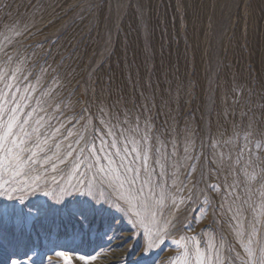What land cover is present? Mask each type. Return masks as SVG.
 Returning <instances> with one entry per match:
<instances>
[{
	"label": "rangeland",
	"instance_id": "1",
	"mask_svg": "<svg viewBox=\"0 0 264 264\" xmlns=\"http://www.w3.org/2000/svg\"><path fill=\"white\" fill-rule=\"evenodd\" d=\"M0 93L73 152L0 199V264L264 260V0H0ZM145 155L147 230L116 211Z\"/></svg>",
	"mask_w": 264,
	"mask_h": 264
},
{
	"label": "snow or ice",
	"instance_id": "2",
	"mask_svg": "<svg viewBox=\"0 0 264 264\" xmlns=\"http://www.w3.org/2000/svg\"><path fill=\"white\" fill-rule=\"evenodd\" d=\"M7 87V85H6ZM15 101H10L8 99L7 93H0V199H5L8 201H23L24 193L28 192L29 194H35L37 189L43 187L40 181L44 178L51 170L53 173H62V169H59V164H64L67 167L68 157L73 155L72 151H68L66 155H62L59 152H52L51 148L45 150L41 147L40 143L32 142L30 139L26 140L24 137H28L29 133L25 131V125L28 123L27 119L23 121L16 115L20 109L11 107V104ZM38 137L43 136V133H40L38 130ZM59 132V129L55 130ZM23 133V136H21ZM83 139V137H82ZM47 143V140H45ZM79 143V141H77ZM87 143V141H85ZM93 139V146H94ZM115 147L116 145H112ZM56 147L59 148V142L56 143ZM71 147V145H69ZM34 149H39L37 152ZM52 153V155H49ZM138 157H134L133 163L138 161ZM83 161L77 163L76 167L79 169L80 164ZM148 157L147 155L143 158L142 168H133L129 166L126 171L134 173V178L132 180H127L125 177V182L128 184L126 191L122 192L119 196L116 197L118 204L116 206V211L128 210L129 214L135 217H138L136 220L130 221L134 226H140L147 230L145 225V219L148 218L145 214L148 213L151 217H155V212H152L150 205L140 200V196L143 194L142 189H135V180L139 177L141 170H147ZM35 172V176H31L30 173ZM55 180V177H53ZM119 180V177H117ZM121 188L124 184L121 183ZM215 190V186H213ZM16 193H21L20 196H17ZM42 195L49 196L48 192H43ZM78 195L83 197H90L92 195V190L89 188L87 192L79 191ZM87 202V201H85ZM56 204H62V201H55ZM103 203V202H101ZM9 205H5L3 209H0V212L8 213ZM132 209H136L135 212ZM14 212L15 209L12 208ZM82 215V213H81ZM163 230V229H162ZM195 239V237H193ZM152 245L149 244L146 248V251H151ZM70 251V250H67ZM56 256L63 259L64 264H74V261L77 257L66 254V251H59L56 253ZM251 256V253H250ZM79 260H87L85 256L81 255L78 257ZM95 259V257H91ZM11 264H16L13 260ZM49 264H52L51 260ZM175 264V261L172 262ZM260 264H264V260H261Z\"/></svg>",
	"mask_w": 264,
	"mask_h": 264
}]
</instances>
